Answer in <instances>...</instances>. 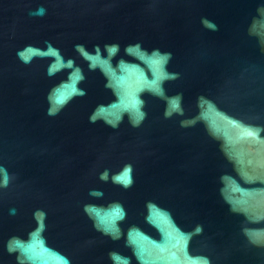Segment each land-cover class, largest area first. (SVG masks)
<instances>
[{
	"label": "water",
	"instance_id": "1",
	"mask_svg": "<svg viewBox=\"0 0 264 264\" xmlns=\"http://www.w3.org/2000/svg\"><path fill=\"white\" fill-rule=\"evenodd\" d=\"M0 264H264V0H0Z\"/></svg>",
	"mask_w": 264,
	"mask_h": 264
}]
</instances>
